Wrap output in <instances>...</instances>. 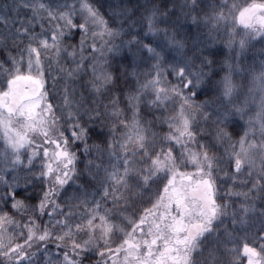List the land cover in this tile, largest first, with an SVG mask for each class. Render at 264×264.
I'll return each mask as SVG.
<instances>
[{
    "label": "snow or ice",
    "instance_id": "snow-or-ice-1",
    "mask_svg": "<svg viewBox=\"0 0 264 264\" xmlns=\"http://www.w3.org/2000/svg\"><path fill=\"white\" fill-rule=\"evenodd\" d=\"M13 4L16 18L7 4L0 14V52L7 53L0 62V264H39L38 253L45 264H85L93 255L99 257L96 264H200L197 256L205 251V264H243L242 258L264 264V63L249 73L245 93L236 80L244 69L230 62L257 37L264 41V0L246 5L225 0L203 17L199 0L181 6L189 9L185 15L193 24L208 28L209 40L223 28L233 55L219 67L205 47H189L178 32L158 27L172 13L155 6L145 9L143 35L153 37L145 43L133 34L131 17L110 24L92 0ZM21 9L30 15L20 18ZM117 15L124 13L113 12ZM237 21L243 35L235 31ZM76 33L78 45L68 43ZM123 47L131 62L118 55ZM141 65L148 68L143 80L135 71ZM48 76L53 89L63 84L60 115L49 102ZM202 92L205 98L197 101ZM200 121L215 125L214 143L197 139ZM157 122L168 131H156ZM97 125L103 139L90 146ZM76 142L84 145V157L96 154L79 173ZM218 146L224 155L211 151ZM29 148L26 171L41 161L33 178L41 182L42 195L27 176L21 187L17 175L24 164L21 152ZM105 152L107 166L96 162ZM219 173L224 183L233 181L223 196ZM133 197H147L151 204L138 218L125 215ZM9 206L11 215L4 211ZM45 215L41 226L37 221ZM227 217L231 231L221 233ZM50 242L57 252H50Z\"/></svg>",
    "mask_w": 264,
    "mask_h": 264
},
{
    "label": "trees",
    "instance_id": "trees-1",
    "mask_svg": "<svg viewBox=\"0 0 264 264\" xmlns=\"http://www.w3.org/2000/svg\"><path fill=\"white\" fill-rule=\"evenodd\" d=\"M93 3L96 4V7L100 9L101 13L104 14L105 19H108L111 21L115 19L117 22H119L121 19L125 17H131L132 21L135 22V29L133 34H139L140 37H142L145 41V43H149L152 41L153 37L151 36H144V32L147 31V25L146 21L143 19L146 15L145 9L151 8L153 6L158 7L161 9L162 12L168 11L171 12L172 15L169 17H163L168 21L167 24H159L158 27L164 28L169 27L170 31H176L179 33L178 38L183 39L187 42L189 47H192L193 45H197L200 47L206 48V53L209 56V59H215L217 61V67H219L228 57L232 56L233 53L229 50L226 44L227 35L225 34L223 28L219 32V34H216V37L214 40H209L206 36V33L208 32V28L204 27L203 25L197 26L193 24L191 17L186 16L185 13L189 11L187 8H182L181 6L185 3H190V0H92ZM226 2L231 5L233 3L239 4V5H246L248 3L252 2H262V0H226ZM225 3V0H199V8L202 10L199 12V15L203 17L205 13H210L212 10L213 5H220ZM5 4L9 6L8 8V14L12 16L13 18L17 17V12L13 11L14 8L13 0H0V14H3L5 12ZM113 12L115 13H124V16H113ZM195 15V13H193ZM30 13L27 12L25 9H21L19 11V17L20 18H26ZM160 17H158L159 19ZM231 19V18H230ZM232 24H229V28H232ZM235 31L239 33L240 35H243L244 29L243 26L239 24L237 21L234 25ZM37 31H39V28L37 27ZM79 33H76L74 37H70L68 40V43L78 45L79 42ZM130 37H124L125 41L129 39ZM155 39L159 40L160 37H155ZM119 43V40L117 41ZM22 47V45H21ZM239 50L237 49V52ZM7 53L0 52V62L3 61V59L6 57ZM87 55V53H86ZM119 56H126L127 60L125 62H131L133 59L131 53H129L127 47H123L121 49V52L118 54ZM234 64L238 63V66L242 69H244V72L236 77V80L238 83L243 82L245 85L244 92H247V88L249 86V81L251 79L249 73L252 71L259 72L260 66L262 63H264V41H261L258 37L250 43V45L244 50L242 54L239 55L238 60L230 61ZM62 63H66L65 61H62ZM135 67V66H134ZM133 69H129L131 72ZM148 68L145 65H141L138 68H135V71L140 74V79L143 80L144 77L142 75L143 72L147 71ZM224 73L220 72V75L222 76ZM52 75H56L55 72V65H53ZM170 80H172L173 83H175V80L172 77H169ZM53 83L52 76L47 77V87L49 89V102L53 103L54 108L56 110V114L60 115L59 112V104L62 103L61 100V91L63 88V84H57V87L53 89L51 87ZM129 85H135V79L131 76H129L128 79ZM77 91H82L80 88V84L77 83L75 85ZM205 98V93L202 92L200 96L197 97V101L203 100ZM143 107V105H142ZM178 107V105H177ZM156 111V114L159 115V110ZM174 111V108L172 105H169L167 109L168 114H172ZM255 111V109H253ZM147 115V111H146ZM86 119V118H85ZM247 117H245V120ZM244 121H241V124H243ZM89 127H92L89 125ZM198 127L202 128L203 131L198 135L197 139L200 140L201 143H208L212 142L214 143V130L215 125L212 123V121H200ZM156 131L158 132H164L166 133L168 131L167 125H161L159 122L156 124ZM107 128L104 129V132L107 133ZM100 132V126L97 125L93 128V131L89 134V139L87 140V143L91 146L94 144H101L102 137H98L97 133ZM242 134V132H241ZM65 135H70V131L66 132ZM119 138V137H117ZM239 137L234 136L233 139L236 140ZM2 140H0V150H2ZM37 144L40 143L39 138H37L36 141ZM78 147H73L72 151H74L77 155V163L76 168L77 172L84 167V161L86 159H95V152H93V155L91 157H84L82 155L84 151V145L80 142H76ZM190 147L196 149L197 146L195 144L190 145ZM32 149L29 148L27 151L22 150L21 152V159L23 160L24 164L21 167H18L17 169V175L21 177V187H23V178L27 176L30 180V182L34 183L35 185V191L37 193H40V189L42 187V184L39 180L33 178V173L39 171L40 163L41 161L39 159H36L34 161L35 168L33 169V172H27V156L31 153ZM212 152H215L217 155H224V148L223 147H217L211 149ZM226 158V157H225ZM97 163H102L104 166H107L109 163L107 152L104 153L103 161L97 160ZM226 171H234V168H230L227 164L223 165ZM188 171H193L191 166L187 169ZM102 174V173H101ZM9 181L12 180L11 176L6 177ZM244 177H240V179H243ZM82 181H76L77 184L81 183ZM239 183V180L237 181V184ZM71 184V181H70ZM233 185L232 180H228L227 183H224V177L223 173H219L217 177V186H218V193L219 196H223L224 192L227 188L231 187ZM46 187V185H44ZM75 185H73L71 188H69V194L73 191ZM162 187V185H161ZM93 189H89L91 192ZM153 190H155V186H153ZM246 190V189H244ZM0 191H3V186H0ZM31 191V189H30ZM42 195V193H40ZM20 198V197H18ZM98 198V197H97ZM34 203H38V201H33ZM218 202H223L222 200H219ZM239 201H237V204ZM107 207L111 208L112 205L109 203ZM146 207H151V204L148 203L147 197L140 198V197H133L130 201L129 206L127 207V211L125 212V215H128L130 217H137L143 213V209ZM4 211H8L9 214H13V210L10 209V206L8 208H5ZM15 219L20 220L21 217L19 215L15 216ZM48 221V217L45 215L42 217V219L38 220L37 223L43 226ZM227 228L229 231H231L232 224L230 217H227L224 219V224L220 226V232L223 233L224 229ZM122 237L121 233H118L116 236L113 237V240L115 241V244H118L120 242V238ZM221 239H224L223 236H221ZM115 244L112 246L115 247ZM209 247L213 246L211 242H209ZM242 249V242L239 245ZM48 248L50 252L55 253L58 250L56 249L55 245L53 243L48 244ZM70 250V249H69ZM36 259L39 261V264H45V258L42 254L38 253ZM55 259V257H53ZM99 259L98 256H91L89 260L85 261V264H96V261ZM243 259V264H246V258ZM197 260L200 262V264H205V261L207 260V252L202 256H197Z\"/></svg>",
    "mask_w": 264,
    "mask_h": 264
}]
</instances>
